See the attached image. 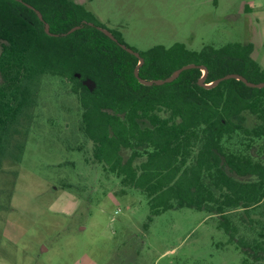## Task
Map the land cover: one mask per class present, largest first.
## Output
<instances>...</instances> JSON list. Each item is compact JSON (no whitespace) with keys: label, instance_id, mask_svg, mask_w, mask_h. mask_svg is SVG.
<instances>
[{"label":"trees","instance_id":"trees-1","mask_svg":"<svg viewBox=\"0 0 264 264\" xmlns=\"http://www.w3.org/2000/svg\"><path fill=\"white\" fill-rule=\"evenodd\" d=\"M45 23L56 34L82 25L55 36ZM96 26L106 28L86 2L0 0V173L5 160L9 166L19 161L43 80L70 82L94 163L122 186L140 189L152 215L205 210L241 250L243 264H262L264 87L237 78L211 88L198 83L202 66L204 83L228 73L264 81L252 44L194 50L176 42L138 51L144 59L139 76L146 80L196 65L170 82L145 85L134 75L138 58L119 44H125L120 33L109 29L114 41ZM87 76L96 82L92 91L81 82Z\"/></svg>","mask_w":264,"mask_h":264},{"label":"rangeland","instance_id":"rangeland-1","mask_svg":"<svg viewBox=\"0 0 264 264\" xmlns=\"http://www.w3.org/2000/svg\"><path fill=\"white\" fill-rule=\"evenodd\" d=\"M75 1L137 51L250 42L264 66V0ZM40 87L19 161L0 173V264H243L218 218L191 207L152 215L140 189L92 161L70 82Z\"/></svg>","mask_w":264,"mask_h":264},{"label":"water","instance_id":"water-1","mask_svg":"<svg viewBox=\"0 0 264 264\" xmlns=\"http://www.w3.org/2000/svg\"><path fill=\"white\" fill-rule=\"evenodd\" d=\"M30 8H33L35 9L33 6L27 4ZM36 13L39 17V19L42 20V15L41 13L36 10ZM90 25H92L91 22H89ZM82 24H78V25H75L73 27H71L67 32H63L61 34H56V33H51L49 31V25L47 23H45V32L48 33V34H52V35H66L72 31H74L75 29H78L81 27ZM99 30H101L105 35H107L109 38H111L112 40L114 41H117L116 37L113 35V33L107 29V28H104L102 26H96ZM120 46L126 50L127 52L135 55L137 58H138V63L137 65L134 67V75L135 77L142 83V84H145V85H152V84H163L165 82H170L172 80H174L181 71L185 70V69H188V68H192V67H196V65L194 63H188V64H185L179 68H177L172 74H170L169 76L165 77V78H158V79H151V80H146V79H143L139 76V67L140 65L143 63L144 59L143 57L140 55V53L136 50H134L133 48L127 46L126 44H123V43H119ZM203 69V76L199 79L198 83L206 88H211L213 87L214 85H216L219 81L221 80H224V79H228V78H237V79H240L242 80L246 85L250 86V87H256V88H261V87H264V81H261V82H251L249 80H247L245 77L239 75V74H236V73H228L222 77H219L218 79H216L215 81L211 82V83H204L203 82V79L205 77V74L207 72V69L202 66L201 67ZM75 76L76 77H80V73L76 72L75 73ZM82 84L89 90V91H92L95 86H96V82L94 79H92L91 77H85L82 79Z\"/></svg>","mask_w":264,"mask_h":264},{"label":"crops","instance_id":"crops-1","mask_svg":"<svg viewBox=\"0 0 264 264\" xmlns=\"http://www.w3.org/2000/svg\"><path fill=\"white\" fill-rule=\"evenodd\" d=\"M254 0H250V3H251V5H254ZM249 7H251V6H249ZM256 7H258V6H256ZM262 66V65H261ZM264 67V66H263Z\"/></svg>","mask_w":264,"mask_h":264}]
</instances>
